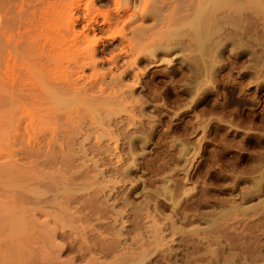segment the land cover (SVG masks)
<instances>
[{"label":"rangeland","instance_id":"obj_1","mask_svg":"<svg viewBox=\"0 0 264 264\" xmlns=\"http://www.w3.org/2000/svg\"><path fill=\"white\" fill-rule=\"evenodd\" d=\"M46 1L47 0H0V14H1L0 15V22H1L0 25L2 26V28L0 26V36H1L0 37V66H2L1 64H3V59H5L7 55H8V57H10V55L15 56L16 68L20 64L22 65L20 68H24V66H28L29 64H32V62L29 63V60H31V59L28 57L33 58L34 55L33 56L29 55V53L30 54L33 53V52H29V50L31 49L30 48L31 45H29V44L31 43L33 45L35 41L31 42L30 38H28V37H30V31L28 30L29 33H27L25 31L27 29H25L23 27V26H25L23 22L25 19H27L33 15L32 17L34 19L31 17V20H33L32 23H34L35 18L40 16L39 9L44 5L46 6V4H45ZM48 1H51V0H48ZM113 1H115V0H101V1L100 0H59V2L52 0L51 3L53 4V2H54V5H55V2H56V6L58 5L57 7L60 8L59 9L60 11L62 10V7H63L64 8L63 10L66 11V9H67L66 12H68V11L70 12L72 10H73V12L79 11L80 15H81V13L83 11V7H84L83 4L85 2V4L89 5L90 9H92L91 10V11H93L92 15H95L96 19H98V20H96V21H98L97 23L102 21V17L100 15L102 14V12L103 13L106 12V10H107V12L109 11L108 14H110L111 16H112V14L116 15L118 13L119 14L122 13L123 16L125 15V19H124L125 20L124 21L125 26H124V31H123V33H124L123 38L125 40H129V41L132 40V38H129V36L132 37V35L129 34L130 33L129 29L132 28L133 24H134V26H140V24H141L142 26L147 27L145 31L146 32H147V30H149V31L147 33L143 32L142 34L139 35V36L143 35L142 37H144V35H145V37H148L147 42L145 41L146 43H148V41H150L151 38L152 39H159L161 36L158 38L159 35H157V34L163 35L161 32V30L163 31L162 28H164L163 24H162L163 27H160L161 23L163 22L162 19H160V20L158 19L157 21H155V20H152V18L154 19V17L152 15H151L152 16L151 17L149 15V13H148L149 16H147V12L144 11L143 6H142L143 0H130L129 3H128L129 0L128 1L123 0V2L120 3V5L118 3H117V5H115L116 3L114 4ZM155 1L156 0H151V2H150L151 4H149V5L153 4L156 7H158V6L161 7L160 4L163 2L158 3L157 2L158 0H157L156 1L157 5H156L154 3ZM161 1H163V0H161ZM169 1H172V0H168L167 2H169ZM76 2L80 3V5L79 4L77 5ZM134 3H136V4H134ZM118 5H119V8H117ZM56 6H54V7H56ZM68 6L70 8H68ZM147 7H149V6H147ZM102 8H105V9H102ZM108 8H109V10H108ZM115 8H117V9H115ZM130 9H131V11H130ZM31 10H32L33 14L31 12ZM33 10H35V11H33ZM27 11H28V13H27ZM100 11H102V12H100ZM128 11L130 13H128ZM35 12H37L36 14H38V16L35 15L36 17L34 16ZM125 12H127V13H125ZM144 12H145V14H144ZM95 13L96 14L98 13L100 15H98V14L96 15ZM157 13H159L160 17H161V15L165 16V14L168 15L169 9L167 7L162 8V9L158 10ZM23 17H26V18L23 19ZM29 20H30V18L26 20L27 23L31 22V21L29 22ZM128 20L131 23L128 22ZM63 21H66L65 18ZM37 22L35 21V24ZM27 23H25V24L28 25ZM19 24H21V25L23 24V26L19 27L20 26ZM120 24H121V22L120 23L118 22V23H116V25L115 24L114 25L116 26V28H118L120 26ZM117 25H118V27H117ZM115 26H113V28ZM149 26H152V27L148 28ZM25 27H27V26H25ZM32 27H34V26H32ZM32 27H30V30L32 29ZM20 28H23V29H20ZM113 28L112 29L106 28L105 31L103 29L101 32L104 31L103 32L104 34L103 33L101 34V32H100V33L96 34L95 37L91 36L90 38L93 39V38H97V36H100V41H99L100 47H101V45L104 44L107 46V48H109V47L111 48V46L113 45L114 48L116 47L115 50L113 49V52L115 53V52H117V45L119 44V41L123 40V38L120 39L119 38L120 36L116 35V33H115L114 29H116V28H114V29ZM76 30H78V31L81 30V22L75 24V31ZM154 30H155L154 35H156V36H154L153 32H152ZM32 31H31V33H32ZM109 31L111 33H109ZM149 32L150 33L152 32L151 35H149L150 34ZM146 34H148V35H146ZM25 35H27L28 37ZM35 35H36V32H35ZM16 37H19V38H16ZM36 38H38V40ZM36 38L34 40H37L36 42L38 43L39 46H41L42 43L44 42L43 41L41 43V41H42L41 39H43L44 37L42 38L40 36V37H36ZM137 38H139V37H135L136 40H137ZM23 40L24 41L26 40L25 43ZM29 40H30V42H28ZM43 40H45V39H43ZM142 40L144 42V38ZM137 41L139 42L140 40H137ZM131 42L133 44V40ZM145 42H144V44H146ZM38 45L36 44V46H34V47H36V50L33 46H32L31 50L37 51ZM137 45H139V44H137ZM183 45H185V44L182 43V45L178 44L177 46L173 45L174 47H172V48H174V49L171 48V50L168 49L167 51H165V52L163 51L160 53L156 52V56H155L156 59L153 57L155 59L154 62H152L153 59H152V57H150L148 59V61L150 63L147 61L146 62L144 61L141 63L140 62L137 63V65L132 64V67H134L133 70L134 71L136 70L134 72V74L135 75L138 74L136 79L138 78L139 82H138V80L136 81V79H134L135 78L134 76H132V77L127 76L128 78L122 77L120 79L121 81H123V83H126V85L130 84L128 87H129V89H133L132 92L134 94L133 95L134 100H135V98H137L138 100H142L140 103V101L138 102V100L136 99L135 101H137V102H133L134 104H131L132 107H128V109H126V110L124 109V111H122L120 113V115L124 116L126 112L130 111L128 114L126 113V115L130 116V118L132 117V119L134 117V119H136V120L140 116L139 119L141 120V122H143L141 124H140V122L136 123V120L133 121L132 119H128L129 122H128V120H126L128 125H130V126H131L130 120H132L133 123H136L137 125L139 124V126H138L139 129L137 128V126H135L136 124L134 126L132 124L130 130H129L130 127L129 128L125 127L126 130H125V128H123V133L126 132V134H128L130 136L131 132H128V131H133L135 128V132L137 131L136 129H138L137 132L139 135V132H141L140 128L141 127L143 128V125H144V129H143L145 131V132H143L144 134L141 132L140 135L138 136L137 132H136V135H135L139 139V140L135 141V144L137 145V142H138V145H137L138 148L142 146V150L140 148H139L140 150L137 148L136 152L138 151L139 153L140 152H142V153L139 154L137 152V154H134L135 157L133 156L132 158H136L135 160H133L131 158V156L127 157L126 156L127 153L125 154V151L128 148V142L125 141L124 139H122V137L125 134L123 136H121L122 133L121 134L118 133L121 137L119 135H117V137L116 136L113 137L112 133H114L116 131L113 132L112 130H109V131H112V133L109 134V136L110 137L112 136V137L110 138L108 136V140H107L109 147H110L111 143H114V144H111L112 148L116 145L114 147L115 150L113 149L110 151L111 148L108 149L109 150L108 153L111 152L110 153L111 155L109 154V156H108L107 155L108 153L105 154L106 156L104 154L103 155L99 154V155L106 157V158H104L101 156L102 159L103 158L105 159L103 161L101 159H99L98 157H96L97 153H95V152L94 153L90 152L91 155L90 154L86 155L87 157H88V155L94 157L93 159H92V157L91 158L89 157V159L86 160V162L87 161L89 162L91 159V162H89V164H91L95 158H96L95 160H97V158H98L99 161L97 160V162H95V163H97V164L99 163V164L97 166H95V168L97 167L100 170V172H102L101 170L104 169L103 170L104 174H101V175H103L104 179L98 178L99 182H100V180L104 181V182L102 181V183H101L102 185H104L103 191H105V192L102 191L103 193L101 192L102 195L101 194H95L97 192V191H95L96 190L95 187L91 188V187L85 186L84 184L81 185V183H82L81 181H83V183H84L85 179L82 180L80 178L79 183H77L78 180L76 178H74L73 181L75 179L77 181L75 180L76 182L75 181L73 182L71 180L72 177H70L71 175L73 176V174H71L69 172V171H73L72 170L73 168L69 171H65L68 174L67 179L70 178L68 180L69 182L66 181L67 180L66 176L64 177L65 181L62 179L64 182L63 181H62L63 183L60 182L61 180L59 177H57L58 176L57 172L55 174L52 167L49 168L48 165L43 166V164H41V165L39 164L45 158L43 156H42L43 159L40 158V154L42 152L41 153H33V154H35V156L32 155L31 153H28L30 157H28V155L25 153L21 154V152H20L18 154V152H19L18 149H20L25 142L22 138H21L22 142H20L21 140L19 139V137L16 138L17 136H15V133H13L14 132L13 123L15 120L17 121V118H15V116L13 114H15V115L20 114V112H18L17 109H19V108L22 109L23 106L19 107V106H17V103H12L13 105L10 104V106H8L9 105L8 104V99H9L8 91L5 87L0 86L2 88H5V89L0 88V90L2 89L1 90L2 92L0 91V94L2 93L0 95V101L1 100L4 101V103L0 102L1 103L0 104V163L3 162V163H1L2 165L0 164V168H1L0 170L6 169L9 171V172L8 171L6 172L7 174L2 173V172H5L6 170L0 171V172L3 175H5V177H8V176L10 177V179L4 178L0 173V204H1L0 205V213H1L0 214V226H2V229L0 227V231H1L0 232V264H131V263L132 264H223V262H224V264H264V69H263L264 67H262V69H261L259 64H261L262 62L260 61L261 63H259V61H258L257 63H259V64L256 66L257 68L253 67L254 69H252V67L249 66V64H251L250 61H252V59H250V56H248V54H245V53L241 54L240 53L238 55L233 54V56H232L231 52H229V50L224 48L223 49L224 52L222 51L223 56H224V57H222L223 63L222 62H221V64L219 63L220 66H218L220 69L216 68L215 71L213 72V73H215V75L212 74L213 76H210L211 78L204 77V83L206 80H208V81H206V82H208L207 83L208 86H207V84H205L203 86L205 89L202 87V89H199L200 91L197 90L199 93L197 92L198 95L197 94H195V95L198 98H196L194 96L192 99L191 97H189L190 93L188 92V90H191V89L194 90L193 89L194 87L192 85H189V88H188V85L185 83V82H189L188 80H190L192 74L190 73L191 75L188 76L189 75V71H188L189 68L187 65L188 62H186L188 59H186V57H185L187 50H185L186 48H183L184 47ZM19 46H20V48H19ZM141 46H143V47H141V49H143L144 45H141ZM180 46H182L183 50ZM16 47H18V49ZM175 47H178V49L179 48H181V49L178 50L177 48L175 49ZM38 49H39V47H38ZM21 51H23V53H25V52L26 53L29 52V53L23 55V53ZM7 53H9L10 55ZM142 53H144V52H141L140 54H142ZM19 54H21L20 56H22L23 58L20 57ZM26 55H28V56H26ZM100 55H102V56H100ZM100 55H98L96 58L97 59H103L104 63L98 64L97 69L99 71L103 70L106 72L107 71L106 68H108V62L105 61V58H106L105 55L108 56V54H100ZM142 56H144V55L142 54ZM103 57H105V58H103ZM126 57H124V59H120L119 62H121L122 60H124L123 62H125L126 60L131 59L130 56L129 57L126 56ZM27 59H29V60L27 61ZM31 61H33V60H31ZM26 63H28V65ZM34 65H36V63ZM139 66H141V67H139ZM31 67H33V64L31 65ZM37 67H38V65H37ZM242 67H244V68H242ZM245 67H247V68H245ZM18 68H19V66H18ZM34 68H35V66L33 67V69ZM259 68L261 70H258ZM91 69L86 68L85 74L88 75V73L91 71ZM28 70H32V69L28 68ZM253 70H257V72H255ZM34 71H35L34 75L36 77L37 75L35 73L37 71L36 70H34ZM112 71L115 72V70H113V69H112ZM117 71L118 70H116V72ZM21 72H24V71L22 70ZM136 72H138V73L136 74ZM30 73H31V71H30ZM32 73H33V71H32ZM184 73L186 74V76L184 75ZM29 75H31V74H29ZM34 75L32 74L31 77H33ZM39 75H41V73ZM183 77L186 80H184ZM107 78H109V77H107ZM0 79H1V77H0ZM36 79L39 80L38 76ZM37 80H36V82L39 84V81L41 82V80H39V81H37ZM130 80H131V82H130ZM33 81H35V79ZM136 82H138V83H136ZM123 85H124V87L123 86L122 87L125 88L126 87L125 84H123ZM185 86H186V88H188V90H186ZM149 91H150V93H149ZM151 93L154 95V97L151 95ZM140 94H142V95L140 96ZM188 94H189V96H188ZM2 96H4V97H2ZM187 97H188V99H187ZM4 98H6V100ZM153 98H155V99H153ZM190 98L192 100H189ZM147 99L149 101H147ZM144 101H145V103H143ZM150 101H152V102H150ZM14 105H16V107H19V108L15 107L16 113L14 112L15 108H13L14 110L12 109V106L14 107ZM127 105L130 106L129 102L127 103ZM125 106H126V103H125ZM5 108H7V109L5 110ZM25 108H29V106L25 107ZM29 109H31V108H29ZM129 109H131L132 111L134 110L133 112L136 115ZM142 110H143L144 114L139 113L140 111L142 113ZM5 111H6V113H5ZM19 111H22L25 113V111H23V110H19ZM33 111H34V109H33ZM33 111H30V112H33ZM11 112H13V113L11 114ZM9 113L11 115H9ZM138 113L140 115H137ZM6 114L9 115L8 116L9 118L6 117L7 116ZM151 115H153L154 117ZM10 116L12 117L11 119H10ZM18 116L19 115H16V117H18ZM20 116H19V118L21 119ZM24 117H23L24 119L22 118L23 122H21V120L18 118V120L20 121V125L17 124V122L15 121V123L18 125V127L19 126L21 127V126H23V124H25V119H27V118H26V116H24ZM88 119L86 118V121H88ZM6 120L8 121V123ZM90 121L93 122V120H90ZM9 122H10V124H9ZM111 126L112 125L108 126V128ZM114 127H117V126H114ZM114 127H111L109 129H112ZM21 128H23V127H21ZM106 128L103 131H106ZM149 128H151L150 130H152V131L149 132L147 130ZM127 129H128V131H127ZM19 130H21V129H19ZM19 132L20 131H18V133ZM44 133H46V132H44ZM12 134H14V135H12ZM133 134H135V133H133ZM141 134H143V135L141 136ZM9 135H10V137L15 136L16 141L14 140V138H12V137L10 138ZM5 137H6V139H5ZM124 137L127 140L126 136H124ZM140 137L141 138L143 137L142 139H144V140L141 141L142 139ZM146 137L148 139H146ZM106 139L107 138H105L104 140H106ZM123 140H124V142H123ZM11 141H13V142H11ZM42 141H44V139L41 140L40 144H42ZM91 141H93L92 138H91ZM14 142H16L15 143L16 145L14 144ZM104 142H106V141H104ZM143 142H145V143H143ZM120 143H122V144H120ZM126 143H127V145H126ZM20 145H22V146L20 147ZM139 145H141V146H139ZM181 145L186 146V147L184 146L185 148L183 147V150H184V151H182L183 154L181 152V150H182ZM25 146L26 145L24 144V146L22 148H24ZM10 150L14 153V155H12L13 153ZM9 152L11 153V156L12 157L14 156L15 158L10 157ZM2 154H4V155H2ZM7 154H9V157ZM20 154H21V156H20ZM56 154H58V153H55V155ZM5 155H6V157H5ZM31 155L34 157H32ZM55 155H53V156H55ZM17 156L20 158V160ZM25 156H27L28 158ZM86 156H85V159H87ZM35 158L39 159V160L42 159V160L39 162V160H36ZM120 158H122V159H120ZM2 159L3 160L5 159L4 160L5 163H6V161H7V163L9 162L10 165L12 166V168L10 167L9 164H8V166H7V164L5 165V163ZM6 159H8V160H6ZM9 159L10 160L15 159V160L10 161ZM32 159H35L38 162L36 164H34ZM128 159L129 160L132 159L133 161H135L136 164L134 167L128 166V163H130ZM104 161L107 164H104ZM110 161L113 165L110 163ZM127 161H128V163H127ZM133 161L131 164L134 163ZM12 162H14V163L16 162L18 165V168L16 166V163L14 165V164H12ZM76 162H79V160ZM88 162H87V164H88ZM30 163H31V165H29ZM95 163L93 162L94 165H95ZM101 163H103V164H101ZM33 164H34V166L35 165H38V166L34 167V166H32ZM163 164H164V166H163ZM20 165H21V168H20ZM23 165L26 166V167H24V169L27 168L30 170H27V169L22 170ZM94 165L91 167H94ZM103 165H105V166H103ZM15 166L17 169L15 168ZM42 166H43V168H42ZM47 166H48V168H47ZM106 166H107V168H106ZM114 166H116V167H114ZM119 166L120 167L122 166V169H123V166H125V167L128 166V168L129 167L131 168L129 175L127 176V179H124V178L122 179V175L119 174V173H121V171H119L118 175H121L122 180H120V178H119L120 176H117V174H115V173H117L115 170H117V168H119ZM178 166H180V167H178ZM33 167L36 170L35 169L32 170ZM38 167H40V168H38ZM44 167H45V169H44ZM76 167H78V166H76ZM79 167L82 169L81 166H79ZM79 167L77 168L78 170H80ZM13 168H15L16 170L15 169L13 170ZM108 168H109V170H108ZM11 169L14 171L13 172L14 174H16V172H17L16 176L12 172H10V171H12ZM18 169H20V170L18 171ZM74 169H75V167H74ZM105 169L108 171L105 172ZM48 170H51L54 173V176L57 175L55 179L59 178L57 181L58 183H62V185H63L64 183L67 182L69 184L70 187L68 186V188H66L67 190H70V188L72 187L74 189L78 188L79 190H82V191H79L78 189H75L76 191L73 189L74 190L73 191L71 189L73 192L72 193L73 195L71 196V194H69L71 192L66 191L64 189L65 185L67 183L63 186L60 184L59 185L56 184V186L58 188H60L59 186H61L60 189H63L62 191H63L64 195L62 194L61 190L59 191V189L54 187L55 186L54 184L52 187H54V190L56 189L57 192L50 191L53 189L52 187H50L52 189L48 190L49 186H51L52 183L51 184L46 183V180L49 181V179L44 177V176H48V177L52 176L54 178L53 173L51 171H49L50 173H48ZM99 170H97V171H99ZM120 170H121V168H120ZM20 171H25V172H20ZM75 171H76V169L72 173H74ZM97 171H95V173ZM18 172H20V173H18ZM30 172H31V174H36V176H37V174L39 176H41L40 179H39V176H37V178L39 179L40 182H41L42 178L44 177L45 180L44 179L43 180L45 181V184L43 183L44 181L42 183H40L39 181H36V182H38V184L35 183L34 181L33 182L35 184L32 183L31 182L32 180H30L28 182L30 177H29V179H27L28 177L27 178H25V177L27 175L30 176L29 175ZM77 172H79V171H76V173ZM10 173L14 177H12V175ZM51 173H52V175H51ZM67 174H65V175H67ZM69 174H71V175L69 176ZM75 174H74V176H75ZM106 174H107V176H106ZM21 175H24V177ZM61 175H62V172H61L60 176ZM88 175H90V174H88ZM91 175H92V173H91ZM101 175H98V177H100ZM157 175L160 176V178ZM165 175L169 178H166ZM63 176L64 175H62V177ZM15 178L18 181L14 180ZM111 178H114V180L113 179L111 180ZM25 179H27V180H25ZM31 179H33V178H31ZM4 181H6V182H4ZM14 181H16V183L18 185H16V183ZM19 181H22L23 183L20 184ZM70 181H72V182H70ZM86 182H87V179H86ZM131 182H133V183H131ZM256 182H257V184H254ZM73 183H75L77 185H75ZM111 183H113V184H111ZM8 184H9V186H8ZM13 184L15 186H13ZM32 184H34L36 186H34ZM41 184H43L44 186H46L48 184L47 185L48 189L45 190L46 187H44L43 185L41 186ZM168 184H169V186H168ZM175 184H176V186H175ZM20 185L22 187L19 188ZM24 185L25 186L27 185V187H24ZM73 185H75V187ZM79 185H81L80 187L84 186V188L83 189L79 188L78 187ZM105 185H107V186H105ZM159 185L160 186L162 185V186L160 187ZM255 185H256V187H255ZM165 186H166V188L172 187V188L168 189L172 193L167 192L169 194L168 195L165 191H163V193L162 192L161 193L164 194L163 195L164 197H161L162 194L159 192H160V190L162 191L163 190L162 188H165ZM10 187H12V188H10ZM105 187H107V188L105 189ZM9 188H10V190H9ZM25 188H26V190H25ZM249 188H251V189H249ZM102 189H103V187H102ZM155 189H157V190H155ZM23 190H24V192H23ZM93 190L95 192H91ZM19 192H20V194H19ZM66 192H67V194H66ZM154 192H156V193H154ZM183 192H186V193H183ZM248 192H249V195H248ZM27 193H29V194H27ZM53 193H54V195L61 193V195H56V199L58 200V202H56V200L52 198V196L55 198ZM93 193H94L95 198H97V199L92 197ZM125 193H126V196H128L127 197L128 201L125 200L126 202L123 199H121L122 198L121 195H124ZM144 193H147V194H144ZM17 194L19 195V197ZM251 194H252V196H251ZM38 195H39V197L37 198L36 196H38ZM78 195H80V196H78ZM146 195H147V197H146ZM156 195H158V196H156ZM25 196L28 199L30 197V199L27 200V198ZM59 196H60V198H59ZM81 196L83 199H81ZM16 197H18L19 200ZM68 197L70 200H66V199H68ZM100 197H102V198H100ZM151 197H152V199H151ZM170 197H172L173 199L171 200ZM34 198L36 201L34 200ZM89 198L92 200H90ZM103 198L106 199L107 201L104 200ZM115 198H117V199H115ZM143 198H145L146 200ZM148 198H149V200H148ZM52 199L55 200V202H54L55 204L52 203V205H51ZM99 199H100V201H99ZM16 200H18L19 202H16ZM46 200H48L49 202ZM60 200H62V201H60ZM138 200H140V201H138ZM173 200L174 201L177 200V201H175L176 204L173 203L174 202ZM43 201H44V203H43ZM92 201L96 205H98L99 207L94 205ZM120 201H121V203H120ZM149 201H151L152 203ZM1 202H3V203H1ZM4 202H5V204H4ZM36 202H37V204H36ZM101 202L103 203V205ZM185 202H186V204H185ZM62 203H65V204L63 205ZM27 204H28V206H27ZM33 204H34V206H33ZM35 204L39 206V209ZM85 204H87V205L89 204L88 205L89 207ZM135 204H137V206ZM238 204L240 207L238 206ZM5 205L7 206V208ZM60 205H61V207H60ZM8 206L11 207V209ZM22 206H24V207H22ZM172 206H173V210H172ZM12 207L13 208L15 207L16 209L15 208L13 209ZM18 207L19 208L21 207L20 208L21 210L17 209ZM81 207H82V209H81ZM104 207L106 209H104ZM113 207L117 210L113 209ZM181 207H182V209H181ZM236 207L241 208V209H237ZM245 207L246 208L249 207V208L246 210ZM259 207H260V209H259ZM55 208H57V209H55ZM95 208H97V209L99 208L98 209L99 211ZM95 210H96V212H95ZM122 210H123V212H122ZM220 210H222L223 212H221ZM229 210L230 211L234 210V211L229 214V212H230ZM241 210H243L244 212H242ZM93 211H94V213H92ZM147 211H149V212L147 213ZM171 211L173 214L170 213ZM20 212H23V213H20ZM44 212H46V213H44ZM112 212H113V214H112ZM13 213H15V214H13ZM39 213H40V215H39ZM199 213H200V215H199ZM6 214H7V216H6ZM248 214H249V216H248ZM9 215H11V217L16 219L15 222L20 219L19 217H21L20 220L23 222V224L21 225L20 229L15 228L16 224H15L13 218L11 219ZM22 215H24V216H22ZM116 215H117V217H116ZM14 216H18L19 219L14 217ZM158 217H161L162 220H160V218H158ZM22 218H23V220H22ZM37 218H39V219H37ZM4 219L5 220L8 219V220L5 221ZM230 219H231V221H230ZM31 220H33V221H31ZM42 220H44V221H42ZM11 221H13V223ZM24 221H26V222H24ZM7 222H8V224H7ZM43 222H44V224H43ZM114 222H116V223H114ZM10 223H12L11 224L12 227L10 229H8L9 228L8 225H10ZM173 223H174V225H172ZM112 224H114V225H112ZM152 224H153V226L154 225L155 226L151 227ZM219 224H220V226H219ZM251 224H252V226H251ZM5 225H7V226H5ZM35 225H37V226H35ZM43 225H45V226H43ZM62 225L63 226L65 225L64 226L65 228ZM116 225H117V227H116ZM71 226L73 229L71 228ZM156 226H158V227H156ZM171 226H173V228ZM175 226H177V228ZM179 226H180V228H179ZM155 227L160 229V232H158V230ZM203 227H204V229H203ZM46 228H47V230H46ZM107 228H109L108 231H106ZM120 228H121V230H120ZM145 228H147V229H145ZM11 229L13 230L12 231L13 234L9 233V232H11L10 231ZM31 229H32V231L33 230L34 231L32 232ZM178 229H180L179 232H178ZM188 229L191 230L189 233H188V231H189ZM7 230H9V232H7ZM18 230L22 231L21 234ZM40 230H42V231H40ZM44 230H46V231L44 232ZM49 231H51V232H49ZM135 231H137L138 233ZM172 231H174V232H172ZM31 233H33V234H31ZM127 234H129V235H127ZM135 235H137L136 238H135ZM156 235L158 237H156ZM15 236H17V238ZM152 236L154 237L155 241L153 240ZM145 237H147V238L145 239ZM27 240L29 242H27ZM102 243H104V246L102 245ZM136 243L138 244V246ZM150 244H152V245H150ZM12 247H13V249H12ZM142 247H144V248H142ZM31 248H33V249H31ZM109 248H111V249H109ZM102 250H104V251H102ZM129 250H131V252ZM113 251H115L117 255ZM132 253L133 254L135 253V254L133 255ZM140 253H141V255H140ZM22 256H23V258H22ZM91 256H93V257H91ZM128 257H129V259H128ZM89 259H91V260L89 261ZM224 259H225V261H224ZM129 260H130V262H129ZM254 261H256V262H254Z\"/></svg>","mask_w":264,"mask_h":264},{"label":"bare ground","instance_id":"obj_2","mask_svg":"<svg viewBox=\"0 0 264 264\" xmlns=\"http://www.w3.org/2000/svg\"><path fill=\"white\" fill-rule=\"evenodd\" d=\"M52 1V0H51ZM51 1H46L45 4L46 6H40L41 10L39 9V14L40 16H38V14H36L37 12L34 13V16L37 15L38 17L35 18L34 20V23H32L33 20H31V17L29 22L30 23H27V19L24 20V25L27 26H23V24H19L21 26H23L27 33H29L30 31V40L31 42H36L38 40V38L36 37H44L43 39H41V43L42 45L39 46L38 43L34 42V44L32 45L31 43L29 45L30 48L32 49V46H36V44L38 45L37 47V51H34V50H29V52H33V53H29L30 56H33L32 57H28L30 58L31 60L27 59V61L29 60V63L32 62L33 64V67L35 66V68L33 69V67H31L32 64H29L26 63L28 66H24V68L27 70H25L24 68H20L22 65H18L17 68H16V58L15 56L13 57L12 55H10V57H8V55L6 56L5 59H3V64H1L2 66H0V86L2 87H5L8 91V94H9V99H8V106L13 105L12 103H17V106L19 107H22L23 108H19V107H16V105H14V107L12 106V109L13 108H19L17 109L18 112H20V114H16V115H21V119L18 117H16L15 114H13L15 116V118H17V124L20 125V121L18 120V118L21 120V122H23V119L25 118L24 116H26L27 119H25V124H23V128H20L18 127V125L14 124V127H13V130L15 133V136H17L16 138L19 137V139L21 140L20 142H22V139L24 140V144L26 145L24 148H22L24 146L20 145V149H18V154L21 152L22 153H25L29 156L28 153H31L32 155L35 156V154L33 153H41L40 154V158L45 157L42 162H40L41 160L39 159H36V160H39V164H43L44 165H48L49 168L52 167L54 173L58 174L57 177L60 178V182H62L63 180L65 181L64 177L66 176V179L68 178V174L67 172L65 171H69L72 170L74 171L76 169V171H79L76 173V171L74 173H72L73 171H69L71 174H73V176L71 174H69L71 178V180L73 181L74 178H76L78 180L77 183H79V180L80 178L82 180L85 179V182L83 183V181H81V185H85L87 187H91V188H96L95 191H97L95 194H101V192L104 190V185H102V181L100 180L99 182V179H104L103 175L101 174H104L103 173V170H101L102 172H100V170L95 166H97L98 164L95 163L97 162V160L99 161V159H101L102 161L105 160L104 156H102L103 154L105 155L106 153H108V149L113 150L112 148V145L111 144H114V143H111L110 144V147H109V144L107 142L108 140V136L110 133H112V131H116L113 134V137H117V135L121 134V136H126L127 140L125 139V137L123 136L122 139H124L125 141L128 142V148L126 149L125 151V154L127 153V157L128 156H131V158L135 155L134 154H137L136 150L138 148V142H137V145L135 144V141L136 140H139L135 135H136V132L138 131V126L139 124L137 125L136 123L141 122V120L139 118L132 119V117L130 118V116L126 115V113L128 114L129 112H126L124 116L120 115V113L122 111H124V109H128V107H132L131 104H134L133 102H137L135 101L137 98H135L134 100V94L132 92L133 89H129V85L126 83H123V81H121L120 79L122 77H132L134 76L136 79V77L138 76V72H136L137 75L134 74V71L132 67V64H136L137 63H141V62H149L148 59L150 57H152L153 61L156 59L155 56H156V52H165L167 51L168 49L171 50L172 47H174L173 45H183L184 47L183 48H186L185 50H187L185 53V57L186 59H188L186 62L187 65H188V68H189V75L190 76L191 74V78L190 80H188L189 82H185L187 85H188V88H189V85H192L194 88V90H188V88H186V90H188V92L190 93V96L188 94L189 97H191L193 99V97L195 96L196 98H198L195 94L198 95V91L199 89H202V87L207 84L208 80L205 81L204 83V77H208V78H211L210 76H213L212 74L215 75V73H213L215 71L216 68H219L218 66L219 63L221 64V62L223 63V59L222 57L223 56V49L226 48L227 50H229V52H231L232 56L233 54H242V53H245V54H248V56H250V59H252V61H250L251 64H249L250 67H252V69H254L259 63V66L260 68L262 69V67H264V0H172V1H169L167 2L168 0H163V1H157L158 3L160 2H163L161 3V7H156L155 5H149L151 4V0H143V9L145 12H147V16H153L154 19L152 18V20H155L157 21L158 19H162V23H161V26L160 27H163V31L161 30L162 34H157L159 35L158 38L159 39H152L151 37V40L147 42V38L148 37H142V36H139L140 34H142L143 32L147 33L149 30H147V32L145 31L147 27H144L140 24V26H134V24L132 25V28L129 29L130 31V35H132V37L129 36V38H132L133 40V44H132V40H125L123 37H124V26H125V15L123 16V14H112V16L109 13V11L107 12H102V14H98L102 17V21H100L99 23H97L98 19H96L95 15H92L93 14V11H91L92 9H90V6L85 4L84 2V7H83V11L80 15V12L79 11H66L63 10L64 8L62 7V10L60 11L59 7L56 6V2H59V0H55V5H54V2L53 4L51 3ZM54 1V0H53ZM101 1V0H100ZM116 1V2H115ZM113 1L115 5H117V3L120 5L121 2H123V0H115ZM120 1V2H119ZM125 1H128V0H125ZM156 1L154 2L156 4ZM130 2V0L128 1V3ZM77 3V2H76ZM125 3V2H124ZM127 3V2H126ZM153 3V2H152ZM43 4V3H42ZM80 5V3H77V5ZM89 4V3H88ZM123 4V3H122ZM136 4V3H134ZM38 5V4H37ZM119 5L117 8H119ZM138 5V4H137ZM157 5V4H156ZM56 6V7H54ZM70 6V5H69ZM68 6V8H70ZM89 6V7H88ZM133 6V5H132ZM149 6V7H147ZM39 7V6H38ZM79 7V6H78ZM136 7V6H135ZM168 8L169 9V13L168 15L165 14V16L161 15V17L159 16V13L158 10L162 9V8ZM43 8V9H42ZM57 8V9H56ZM115 8V9H117ZM36 9V8H35ZM38 9V8H37ZM45 9V10H44ZM102 9H105V8H102ZM114 9V10H115ZM135 9V8H134ZM133 9V10H134ZM147 9V10H146ZM98 10V9H97ZM109 10V8H108ZM166 10V9H165ZM164 10V11H165ZM35 11V10H33ZM95 11V10H94ZM131 11V9H130ZM32 12V10H31ZM41 12V13H40ZM97 12V11H96ZM144 12V14H145ZM168 12V11H167ZM2 13V12H1ZM19 13V12H18ZM21 13V12H20ZM28 13V11H27ZM127 13V12H125ZM128 13H130L128 11ZM149 13V15H148ZM24 14V13H23ZM33 14V12H32ZM96 14V13H95ZM96 14V15H97ZM143 14V13H142ZM157 14V15H156ZM1 15V14H0ZM25 15V14H24ZM128 16V15H127ZM151 16V17H152ZM19 17V16H18ZM21 17V16H20ZM11 18V17H10ZM26 18V17H23V19ZM33 18V17H32ZM39 18V19H38ZM65 18L66 21H63ZM2 19V18H1ZM20 19V18H19ZM34 19V18H33ZM38 19V20H37ZM13 20V19H12ZM19 21V20H18ZM17 21V22H18ZM26 21V22H25ZM35 21L37 22L35 24ZM120 24V26L116 28V23L118 22ZM3 22V21H2ZM22 22V21H21ZM20 22V23H21ZM81 22V30H76L75 31V24L77 23H80ZM128 22H130L128 20ZM1 23V22H0ZM25 23H27L28 25H26ZM131 23V22H130ZM155 23V22H154ZM8 24V23H7ZM31 24V25H30ZM33 24V25H32ZM36 26H35V25ZM115 24V25H114ZM153 24V23H152ZM157 24V23H156ZM163 24V26H162ZM18 25V24H17ZM16 25V26H17ZM115 26L114 29L113 26ZM131 25V24H130ZM154 25V24H153ZM152 25V26H153ZM160 25V24H159ZM1 26V25H0ZM34 26V27H32ZM148 26V25H147ZM152 26H149L148 28L152 27ZM155 26V25H154ZM18 27V26H17ZM16 27V28H17ZM30 27H32V29L30 30ZM159 27V26H158ZM2 28V26H1ZM106 28H113L115 30V33L116 35L120 36L119 38L123 40H120L119 41V46L117 45V52H113V49L115 50V48L113 47V45L111 46V48H107L106 45H101L100 47V36H97V38H90L91 36H94L98 33H100L103 29L105 31ZM20 29H23V28H20ZM110 29V30H111ZM128 29V28H127ZM2 30V29H1ZM6 30V29H5ZM8 30V29H7ZM29 30V31H28ZM33 30V31H32ZM15 31V30H14ZM32 31V33H31ZM103 31V32H104ZM113 31V30H112ZM24 32V31H23ZM22 32V33H23ZM25 32V33H26ZM34 32V33H33ZM35 32H36V35H35ZM101 32V34L103 33ZM153 32V35H154V31ZM151 32V33H152ZM157 32V31H156ZM19 33V32H18ZM109 33H111L109 31ZM144 33V34H145ZM150 33V32H149ZM151 33L149 35H151ZM34 36H33V35ZM104 34V33H103ZM114 34V33H113ZM29 35V34H28ZM148 35V34H146ZM33 36V37H32ZM134 36V37H133ZM156 36V35H154ZM1 37V36H0ZM32 37V38H31ZM37 40H34L35 38ZM102 37V36H101ZM105 37V36H104ZM127 37V36H126ZM135 37H141L142 39L144 38V42L146 44H144L143 40L140 38H137V40H140L139 42L135 39ZM5 38V37H4ZM9 38V37H8ZM16 38H19V37H16ZM23 38V37H22ZM134 38V39H133ZM149 38V39H150ZM7 39V38H6ZM40 39V38H39ZM30 40L28 42H30ZM102 40V39H101ZM7 41V40H6ZM19 41V40H18ZM24 41V40H23ZM26 41V40H25ZM24 41V43H25ZM17 42V41H16ZM102 42V41H101ZM141 42V43H140ZM18 43V42H17ZM23 44V43H22ZM139 44V45H137ZM144 45V48L141 49V45ZM21 45V44H20ZM27 45V44H26ZM28 45V46H29ZM139 46V47H138ZM179 47V46H178ZM178 47H175V49ZM182 48V46H180ZM18 49V47H16ZM20 48V46H19ZM35 50H36V47H34ZM33 48V49H34ZM181 48H179L178 50H180ZM182 48V50H183ZM174 49V48H172ZM28 50V49H27ZM181 50V51H182ZM18 51V50H17ZM223 51V52H222ZM23 53V51H21ZM141 52H144L142 53L144 56H142V54H140ZM180 52V51H179ZM19 53V52H18ZM28 53H23L24 54H28ZM13 54V53H12ZM100 54H108V56L105 55V61L108 62V68L107 71H99L97 69V65L100 64V63H104V60L103 59H97L96 57ZM178 54V53H177ZM21 54H19L20 56ZM141 55V56H140ZM164 55V54H163ZM184 55V54H183ZM28 56V55H26ZM102 56V55H100ZM104 56V55H103ZM126 56H130V60H126L125 62H123L124 60H122L121 62L120 59H124V57ZM231 56V55H230ZM247 56V55H246ZM22 57V56H20ZM155 59H154V58ZM23 58V57H22ZM127 58V57H126ZM162 58V57H161ZM151 59V60H152ZM158 59V58H157ZM163 59V58H162ZM170 59V58H169ZM168 59V60H169ZM260 59V60H259ZM5 60V61H4ZM103 60V61H102ZM165 60V59H164ZM222 60V61H221ZM228 60V59H227ZM234 60V59H233ZM241 60V59H240ZM26 61V62H27ZM235 61V60H234ZM259 61V63H257ZM261 61V62H260ZM36 65H34L35 63ZM170 62V61H169ZM182 62V61H181ZM233 62V61H232ZM243 62V61H242ZM241 62V63H242ZM150 63V62H149ZM249 63V62H248ZM25 64V65H26ZM234 64V63H233ZM38 65V67H37ZM151 65V64H150ZM236 65V64H235ZM225 66V65H224ZM239 66V65H238ZM237 66V67H238ZM37 67V68H36ZM141 67V66H139ZM231 67V66H230ZM254 67V68H253ZM28 68L32 69V70H28ZM86 68H92L91 71L88 73V75L85 74V69ZM172 68V67H171ZM184 68V67H183ZM187 68V69H188ZM244 68V67H242ZM247 68V67H245ZM257 68V67H256ZM258 69V70H261V69ZM100 69V68H99ZM109 69V70H108ZM115 70H118L116 73L114 71ZM137 69V68H136ZM141 69V68H140ZM220 69V68H219ZM264 69V68H263ZM24 71V72H21V71ZM34 70H36L37 72L35 73L39 80H41V82L39 80H37V76L35 77L34 75ZM247 70V69H246ZM31 71V73H30ZM33 71V73H32ZM41 75H39L40 73ZM255 72H257V70H253ZM177 72V71H176ZM254 72V73H255ZM259 72V71H258ZM191 73V74H190ZM31 74V75H29ZM32 74L34 75L33 77ZM251 74V73H250ZM257 74V73H256ZM109 75V76H108ZM184 75L186 76V74L184 73ZM209 75V76H208ZM255 75V74H254ZM41 78H40V77ZM184 76V77H185ZM260 76V75H259ZM109 77V78H107ZM183 77V79H184ZM262 77V76H261ZM32 78V79H31ZM128 78V77H127ZM140 78V77H139ZM151 78V77H150ZM35 79V81H33ZM108 79V80H107ZM133 79V80H134ZM39 81V84L36 82ZM138 80V78L136 79V81ZM186 80V79H184ZM250 80V79H249ZM255 80V79H254ZM131 82V80H130ZM129 82V83H130ZM139 82V80H138ZM136 82V83H138ZM182 82V81H181ZM250 82V81H249ZM256 82V81H255ZM218 83V82H217ZM125 84V88L124 85ZM185 84V85H186ZM105 85V86H104ZM110 85V86H109ZM132 85V84H131ZM155 85V84H154ZM109 86V87H108ZM123 86V87H122ZM150 86V85H149ZM208 86V84H207ZM206 86V87H207ZM0 87V88H2ZM134 87V86H133ZM136 87V86H135ZM143 87V86H142ZM145 87V86H144ZM191 87V86H190ZM5 88H2V89H5ZM204 88V87H203ZM1 89V90H2ZM135 89V88H134ZM205 89V88H204ZM0 90V91H1ZM5 91V90H4ZM158 91V90H157ZM171 91V90H170ZM200 91V90H199ZM2 92V91H1ZM144 92V91H143ZM152 92V91H151ZM198 92V93H197ZM137 93V92H136ZM148 93V92H147ZM150 93V91H149ZM203 93V92H202ZM2 94V93H1ZM0 94V95H1ZM4 94V93H3ZM7 94V95H8ZM142 94H140L141 96ZM146 95V94H145ZM151 95L154 97V95L151 93ZM150 95V96H151ZM178 95V94H177ZM151 96V97H152ZM4 97V96H2ZM139 97V96H138ZM143 97V96H142ZM145 97V96H144ZM150 97V98H151ZM185 97V96H184ZM7 98V97H6ZM6 98H4L6 100ZM147 98V97H146ZM189 99V100H192V99ZM2 99V98H1ZM134 101H133V100ZM145 99V98H144ZM155 99V98H153ZM188 99V97H187ZM132 100V101H131ZM138 100V99H137ZM183 100V99H182ZM142 100H138V102ZM147 101H149L147 99ZM0 102H3V100H1ZM129 102L130 106L127 105V103ZM131 102V103H130ZM152 102V101H150ZM6 103V102H5ZM125 103H126V106H125ZM145 103V101L143 102ZM154 103V102H153ZM187 103V102H186ZM1 104V103H0ZM19 104V105H18ZM144 105V104H143ZM29 108H33L29 109V108H25V107H28ZM140 107V106H139ZM144 107V106H143ZM8 108V107H7ZM5 108V110L7 109ZM16 108H15V113H16ZM134 108V107H133ZM153 108V107H152ZM11 109V108H10ZM28 111H27V110ZM14 110V109H13ZM19 110H23L25 111L22 112V111H19ZM33 111V112H30V111ZM131 110V109H129ZM151 110V109H150ZM11 111V110H10ZM132 111V110H131ZM134 111V110H133ZM132 111V112H133ZM146 112V111H145ZM6 113V111H5ZM13 112H11L12 114ZM23 113V114H22ZM134 113V112H133ZM140 114H144L143 113V110H142V113L141 111L139 112ZM137 114V115H140V114ZM9 113V115H11ZM79 114V115H78ZM135 114V113H134ZM149 114V113H148ZM7 115V114H6ZM9 115H7L6 117H8ZM136 115V114H135ZM24 118H23V117ZM145 116V115H144ZM147 116V115H146ZM150 116V115H149ZM153 116V115H151ZM127 117V118H126ZM138 117V116H137ZM154 117V116H153ZM9 118V117H8ZM12 117L10 116V119ZM14 118V117H13ZM23 118V119H22ZM86 118L88 119V121H86ZM152 118V117H151ZM7 119V118H6ZM128 119H132L133 121L136 120V123H133L132 120L131 121V126L133 124V126H137L138 129H136L137 131L135 132V128L133 131H127L128 132H131L130 136L128 134H126V132L123 133V128H129V130L131 129V126L128 125L127 121ZM159 119V118H158ZM9 120V119H8ZM90 120H93L90 121ZM151 120V119H150ZM7 121V120H6ZM19 121V122H18ZM92 122V123H91ZM129 122V120H128ZM154 122V121H153ZM5 123V122H4ZM8 123V121H7ZM6 123V124H7ZM124 123V124H123ZM126 123V124H125ZM10 124V122H9ZM22 124V123H21ZM151 124V123H150ZM104 125V126H103ZM112 125L111 127H114V126H117V127H114L112 129H109L111 127L108 128V126ZM127 125V126H126ZM205 125V124H204ZM6 126V125H5ZM142 126V125H141ZM140 126V127H141ZM10 127V126H9ZM107 127V128H106ZM6 128V127H5ZM11 128V127H10ZM106 128V131H103L105 130ZM125 128V130H126ZM142 128V127H141ZM141 132H145L143 129H144V125H143V128L141 129ZM21 129V130H19ZM23 129V130H22ZM108 129V130H107ZM114 129V130H113ZM151 128L147 129L149 132L152 131L150 130ZM12 130V131H13ZM109 130H112V131H109ZM124 130V131H125ZM139 130V131H140ZM143 130V131H142ZM9 131V130H8ZM18 131H20L18 133ZM202 131V130H201ZM46 132V133H44ZM127 132V133H128ZM139 132V135L140 133ZM119 133V134H118ZM135 133V134H133ZM7 134V133H6ZM115 134V135H114ZM144 134V133H143ZM141 134V136L143 135ZM14 135V134H12ZM137 135H138V132H137ZM138 135V136H139ZM148 135V134H147ZM15 136H11L12 138H14L15 140ZM120 136V135H119ZM118 136V137H119ZM120 136V137H121ZM10 137V135H9ZM8 137V138H9ZM10 137V138H11ZM110 137V136H109ZM112 137V136H111ZM110 137V138H111ZM22 138V139H21ZM91 138L93 141H91ZM105 138H107L106 140H104ZM141 138V137H140ZM143 138V137H142ZM141 138V139H142ZM6 139V137H5ZM44 139V141H42V144H40L41 140ZM117 139V138H116ZM115 139V140H116ZM140 139V140H141ZM146 139H148L146 137ZM110 140V139H109ZM113 140V139H112ZM120 140V139H119ZM123 140V142H124ZM144 139H142L141 141H143ZM10 141V140H9ZM16 141V140H15ZM106 141V142H104ZM151 141V140H150ZM13 142V141H11ZM44 142V143H43ZM16 142H14L15 144ZM19 143V142H18ZM145 143V142H143ZM11 144V143H10ZM20 144V143H19ZM40 144V145H39ZM117 144V143H116ZM119 144V143H118ZM122 144V143H120ZM125 144V143H124ZM181 144V143H180ZM179 144V145H180ZM16 145V144H15ZM127 145V143H126ZM143 145V144H142ZM11 146V145H10ZM9 146V147H10ZM13 146V145H12ZM118 146V145H117ZM141 146V145H139ZM182 147V151L183 150V147L185 145H181ZM188 146V145H187ZM6 147V146H5ZM16 147V146H15ZM186 147V146H185ZM184 147V148H185ZM14 148V147H13ZM119 148V147H118ZM126 148V147H125ZM141 150H142V146L139 147ZM138 148V149H139ZM139 149V150H140ZM115 150V149H114ZM11 151V150H10ZM15 151V150H14ZM105 151V152H104ZM179 151V150H178ZM12 152V151H11ZM89 152V153H88ZM90 152H95L97 153L95 156L98 157L97 160L94 159V163L95 165L93 164V162L91 164H89V162H91V159L90 161L86 162V160L89 159V157L91 158L92 156H89L88 157L86 156L87 154H90ZM121 152V151H120ZM144 152V151H143ZM2 153V152H1ZM10 153V152H9ZM13 153V152H12ZM55 153H58L55 155ZM111 153V152H110ZM108 153L107 155L109 156ZM139 153V152H138ZM142 153V152H140ZM139 153V154H140ZM5 154V153H4ZM2 154V155H4ZM16 154V153H15ZM17 154V155H18ZM20 154V156H21ZM99 154H102V155H99ZM181 154V153H180ZM183 154V152H182ZM8 157H9V154H7ZM14 155V153L12 154ZM31 155V156H32ZM51 155V156H50ZM55 155V156H53ZM91 155V154H90ZM94 155V154H93ZM101 157H104L102 159V157L100 158L99 156ZM111 155V154H110ZM116 155V154H115ZM142 155V154H141ZM19 156V155H18ZM17 156V157H18ZM23 156V155H22ZM32 156V157H34ZM85 156L87 159H85ZM106 156V155H105ZM182 156V155H181ZM6 157V155H5ZM7 157V158H8ZM10 157L11 156V153H10ZM14 157V156H13ZM12 157V158H13ZM27 157V156H25ZM27 157V158H28ZM37 157V156H36ZM120 157V156H119ZM4 158V157H3ZM15 158V157H14ZM19 158V157H18ZM22 158V157H21ZM26 158V159H27ZM94 157H92L93 159ZM11 159V158H10ZM9 159V160H10ZM35 159H32L34 164H36L38 161H36ZM122 159V158H120ZM133 160H135L136 158H132ZM132 159H128L130 163H128V166L130 167H134L135 166V161H133ZM141 159V158H140ZM3 160V159H2ZM5 160V159H4ZM3 160V161H4ZM8 160V159H6ZM15 160V159H14ZM14 160H10V161H14ZM18 160V159H17ZM20 160V158H19ZM28 160V159H27ZM31 160V159H30ZM36 162H35V161ZM79 162H76L78 161ZM113 160V159H112ZM117 160V159H116ZM134 162L133 164L132 161ZM176 160V159H175ZM186 160V159H185ZM22 161V160H21ZM29 161V160H28ZM108 161V160H107ZM114 161V160H113ZM27 162V161H26ZM30 162V161H29ZM32 162V161H31ZM32 162V163H33ZM145 162V161H144ZM3 163V162H1ZM0 163V164H1ZM5 163V161H4ZM16 163V162H15ZM14 162H12V164L15 165ZM20 163V162H19ZM81 165H80V164ZM109 163V162H108ZM111 163V161H110ZM124 163V162H123ZM141 163V162H140ZM169 163V162H168ZM8 164L10 165V163L6 161L5 165ZM34 164L32 166H34ZM79 164V165H78ZM103 164V163H101ZM104 164H107L105 161H104ZM112 164V163H111ZM2 165V164H1ZM13 165V166H14ZM28 165V164H27ZM31 165V163L29 164ZM94 167H91L93 166ZM113 165V164H112ZM115 165V164H114ZM176 165V164H175ZM4 166V165H3ZM2 166V167H3ZM16 166L18 168V165L16 163ZM15 166V168H16ZM35 166H38V165H35ZM34 166V167H35ZM42 166V168H43ZM47 166V168H48ZM76 166H81L82 169L79 167L80 170H78ZM105 166V165H103ZM102 166V167H103ZM108 166V165H107ZM106 166V168H107ZM110 166V165H109ZM128 166H123V169H122V166L119 168H117V170H115L117 173V176H120V180H122L123 178L124 179H127V176L129 175V172H130V167L128 168ZM156 166V165H155ZM164 166V164H163ZM10 167L12 168V166L10 165ZM24 166L23 165V169L22 170H26L24 169ZM32 168L35 169V168ZM46 167V166H45ZM44 167V169H45ZM54 167V168H53ZM75 167V169H74ZM113 167V166H112ZM116 167V166H114ZM153 167V166H152ZM157 167V166H156ZM180 167V166H178ZM4 168V167H3ZM13 168V170L15 169ZM16 168V169H17ZM20 168H21V165H20ZM30 168V167H29ZM40 168V167H38ZM121 168V170H120ZM158 168V167H157ZM1 169V168H0ZM15 169V170H16ZM99 171H97V170ZM112 169V168H111ZM115 169V168H114ZM113 169V170H114ZM160 169V168H159ZM3 170H6V169H3ZM3 170H0V171H3ZM10 170V169H9ZM12 170V169H11ZM10 171V172H14V171ZM20 169H18L19 171ZM27 170H30V169H27ZM36 170V169H35ZM40 170V169H39ZM97 171L95 173V171ZM109 170V168H108ZM105 169V172L108 171ZM164 170V169H163ZM172 170V169H171ZM258 170V169H257ZM8 170H6L5 172H2L3 174H5ZM49 171L51 170H48V173H50ZM90 171V172H89ZM119 171H121V173H119ZM146 171V170H145ZM154 171V170H153ZM152 171V172H153ZM162 171V170H161ZM9 172V171H8ZM20 172H25V171H20ZM18 172V173H20ZM34 172V171H33ZM32 172V173H33ZM52 172V171H51ZM62 172V175H64L62 177V175L60 176ZM64 172V173H63ZM89 172V173H88ZM163 172V171H162ZM168 172V171H167ZM1 173V172H0ZM1 173V175L4 177V178H9L10 177H5V175H3ZM37 173V172H36ZM41 173V172H40ZM43 173V172H42ZM47 173V172H46ZM53 173V172H52ZM51 173V175H52ZM54 173H53V176H54ZM77 175H76V174ZM92 173V175H91ZM121 174L122 175V179H121V175H118ZM161 173V172H160ZM7 174V173H6ZM11 174V173H10ZM14 174V173H13ZM67 174V175H65ZM75 174V176H74ZM90 174V175H88ZM113 174V173H112ZM152 174V173H151ZM158 174V173H157ZM12 175V174H11ZM15 176L17 175V172L16 174H14ZM19 175V174H18ZM30 176H26L25 178L30 179L28 180V182L30 180H32L31 182L32 183H37L36 181H39V179L41 178V176H39L37 174V176H39V179L37 178L36 174H29ZM32 175V176H31ZM34 175V176H33ZM41 175V174H40ZM50 175V174H49ZM98 175H101L100 177H98ZM156 175V174H155ZM159 175V174H158ZM157 175V176H158ZM7 176V175H6ZM24 177V175H21ZM43 176V175H42ZM56 176H54V178L52 176L48 177V176H44L46 178L49 179L46 180V183H49L51 184V186H49V189L47 188L48 184L46 186H44L43 184H41V186L43 185L46 189L50 190V191H56V189L54 190V187H56L57 189H59V191L63 190V189H60L61 186H59L60 188H58L56 186V184H60L62 185V183H58V179H55ZM105 176V175H104ZM107 176V174H106ZM105 176V177H106ZM163 176V175H162ZM12 177H14L12 175ZM22 177V178H23ZM37 179H35V178ZM42 178L41 182L42 183L45 178ZM130 177V176H129ZM139 177V176H138ZM141 177V176H140ZM160 178V176H158ZM166 178H169L165 175ZM173 177V176H172ZM18 178V177H17ZM21 178V177H20ZM33 178V179H31ZM79 178V179H78ZM99 178V179H98ZM109 178V177H108ZM131 178V177H130ZM25 179V180H27ZM44 179V180H43ZM51 179V180H50ZM63 179V180H62ZM70 179V178H69ZM67 179L66 181L69 182ZM75 179V180H76ZM86 179H87V182H86ZM106 179V178H105ZM114 180V178H111V180ZM118 179V178H117ZM142 179V178H141ZM165 179V178H164ZM174 179V178H173ZM181 179V178H180ZM8 180V179H7ZM13 180V179H12ZM14 180H17L16 178ZM22 180V179H21ZM74 180V181H75ZM76 180V181H77ZM90 180V181H89ZM129 180V179H128ZM132 180V179H131ZM153 180V179H152ZM157 180V179H156ZM163 180V179H162ZM256 180V179H255ZM9 181V180H8ZM18 181V180H17ZM23 181V180H22ZM22 181H19V183H23ZM34 181V182H33ZM48 181V182H47ZM70 181V182H72ZM73 181V182H74ZM75 181V182H76ZM118 181V180H117ZM137 181V180H136ZM142 181V180H141ZM166 181V180H165ZM6 182V181H4ZM16 183V181H14ZM55 182V183H54ZM66 182V183H67ZM104 182V181H103ZM106 182V181H105ZM115 182V181H114ZM124 182V181H123ZM122 182V183H123ZM126 182V181H125ZM144 182V181H143ZM10 183V182H9ZM34 183V184H35ZM45 184V181L43 182ZM66 183H64L63 185H65ZM86 183V184H85ZM133 183V182H131ZM169 183V182H168ZM30 184V183H29ZM32 184V185H34ZM53 184L55 185L54 187ZM72 184V183H71ZM75 184V183H73ZM113 184V183H111ZM115 184V183H114ZM166 184V183H165ZM254 184H257L254 183ZM16 185H18L16 183ZM62 185V186H63ZM77 185V184H75ZM75 185H73L75 187ZM81 185H79L78 187L83 189L84 186L80 187ZM102 185V186H101ZM108 185V184H107ZM105 185V186H107ZM151 185V184H150ZM253 185V184H252ZM9 186V184H8ZM13 186H15L13 184ZM36 186V185H34ZM40 186V187H41ZM67 186V187H66ZM69 184L67 183L65 185V190L66 191H69L71 193V196L73 195L72 193V190L74 188H70V190H67L66 188H68ZM160 186V185H159ZM162 186V185H161ZM160 186V187H161ZM169 186V184H168ZM176 186V184H175ZM22 187L21 185L19 186V188ZM24 187H27V185ZM39 187V188H40ZM52 187V188H50ZM70 187V186H69ZM103 187V189H102ZM156 187V186H155ZM154 187V188H155ZM253 187V186H252ZM256 187V185H255ZM258 187V186H257ZM261 187V186H260ZM12 188V187H10ZM9 188V190H10ZM15 188V187H14ZM13 188V189H14ZM18 188V187H17ZM34 188V187H33ZM86 188V187H85ZM107 187H105L106 189ZM114 188V187H113ZM143 188V187H142ZM145 188V187H144ZM172 188V187H170ZM170 188H162L163 190L159 193H163V191H165L166 193L170 192L172 193L170 190ZM180 188V187H179ZM6 189V188H5ZM16 189V188H15ZM22 189V188H21ZM32 189V188H31ZM75 189H78V188H75ZM74 189V190H75ZM110 189V188H109ZM118 189V188H117ZM150 189V188H149ZM159 189V188H158ZM251 189V188H249ZM26 190V188H25ZM39 190V189H38ZM47 190V191H48ZM64 190V191H65ZM73 190V191H74ZM79 190V189H78ZM113 190V189H112ZM154 190V189H153ZM157 190V189H155ZM167 190V191H166ZM184 190V189H183ZM257 190V189H256ZM259 190V189H258ZM19 191V190H18ZM21 191V190H20ZM32 191V190H31ZM35 191V190H34ZM76 191V190H75ZM79 191H82V190H79ZM94 190L91 191V192H95ZM130 191V190H129ZM173 191V190H172ZM243 191V190H242ZM8 192V191H7ZM12 192V191H11ZM14 192V191H13ZM24 192V190H23ZM33 192V191H32ZM40 192V191H39ZM44 192V191H43ZM87 192V191H86ZM90 192V193H91ZM105 192V191H103ZM102 192V193H103ZM127 192V191H126ZM164 192V193H165ZM253 192V191H252ZM255 192V191H254ZM3 193V192H2ZM16 193V192H15ZM34 193V192H33ZM45 193V192H44ZM50 193V192H49ZM76 193V192H75ZM109 193V192H108ZM156 193V192H154ZM161 193V194H162ZM165 193V194H166ZM167 193V194H168ZM182 193V192H181ZM183 193H186V192H183ZM20 194V192H19ZM22 194V193H21ZM29 194V193H27ZM51 194V193H50ZM56 194V193H55ZM62 194H63V191H62ZM67 194V192H66ZM80 194V193H79ZM122 194V193H121ZM144 194H147V193H144ZM2 195V194H1ZM4 195V194H3ZM12 195V194H11ZM18 195V194H17ZM31 195V194H30ZM45 195V194H44ZM52 195V194H51ZM54 195V193H53ZM56 195H61V193L59 194H56ZM56 195L55 198L52 196L53 199L56 200V202H58V200L56 199ZM64 195V194H63ZM102 195V194H101ZM152 195V194H151ZM159 195V194H158ZM156 195V196H158ZM164 194H162L161 197H164L163 196ZM169 195V194H168ZM183 195V194H182ZM245 195V194H244ZM243 195V196H244ZM248 195H249V192H248ZM7 196V195H6ZM16 196V195H15ZM67 196V195H66ZM80 196V195H78ZM130 196V195H129ZM252 196V194H251ZM5 197V196H4ZM3 197V198H4ZM14 197V196H13ZM19 197V195H18ZM18 197H16L18 199ZM26 197V196H25ZM32 197V196H31ZM37 198L39 197L36 196ZM62 197V196H61ZM64 197V196H63ZM92 197L95 198L94 196V193L92 195ZM97 197V196H96ZM121 199H123L124 201H128L127 197L126 196V193L124 195H121ZM147 197V195H146ZM182 197V196H181ZM246 197V196H245ZM6 198V197H5ZM15 198V199H16ZM27 198V197H26ZM51 198V197H50ZM60 198V196H59ZM67 198V197H66ZM65 198V199H66ZM74 198V197H73ZM78 198V197H77ZM76 198V199H77ZM102 198V197H100ZM106 198V197H105ZM150 198V197H149ZM148 198V200H149ZM154 198V197H153ZM159 198V197H158ZM169 198V197H168ZM244 198V197H243ZM242 198V199H243ZM12 199V198H11ZM30 199V197H29ZM27 198V200H29ZM51 200V205L52 203L55 204V200ZM63 199V198H62ZM75 199V198H74ZM80 199V198H79ZM81 199L82 196H81ZM90 199V198H89ZM88 199V200H89ZM97 199V198H95ZM94 199V200H95ZM104 199V198H103ZM117 199V198H115ZM119 199V198H118ZM135 199V198H134ZM145 199V198H143ZM152 199V197H151ZM170 199L172 200L173 198L170 197ZM178 199V198H177ZM247 199V198H246ZM4 200V199H3ZM2 200V201H3ZM19 200V199H18ZM18 200H16V202H19ZM35 200V198H34ZM49 200V199H48ZM46 200V201H48ZM66 200H70L69 197L68 199ZM65 200V201H66ZM92 200V199H90ZM89 200V201H90ZM93 200V201H94ZM106 200V199H104ZM146 200V199H145ZM233 200V199H232ZM6 201V200H5ZM8 201V200H7ZM36 201V200H35ZM50 201V200H49ZM48 201V202H49ZM53 201V202H52ZM62 201V200H60ZM59 201V202H60ZM73 201V200H72ZM85 201V200H84ZM88 201V202H89ZM92 201V202H93ZM100 201V199H99ZM107 201V200H106ZM110 201V200H109ZM115 201V200H114ZM125 201V202H126ZM140 201V200H138ZM174 201V200H173ZM177 201V200H175ZM173 202L176 204V202ZM194 201V200H193ZM244 201V200H243ZM31 202V201H30ZM68 202V201H67ZM91 202V201H90ZM97 202V201H96ZM105 202V201H104ZM124 202V203H125ZM142 202V201H141ZM148 202V201H147ZM151 202V201H149ZM162 202V201H161ZM171 202V201H170ZM3 203V202H1ZM44 203V201H43ZM84 203V202H83ZM82 203V204H83ZM102 203V202H101ZM108 203V202H107ZM111 203V202H110ZM121 203V201H120ZM132 203V202H131ZM152 203V202H151ZM178 203V202H177ZM242 203V202H241ZM259 203V202H258ZM262 203V202H261ZM5 204V202H4ZM25 204V203H24ZM37 204V202H36ZM35 204V205H36ZM63 205L65 203H62ZM75 204V203H74ZM94 205H96L94 202H93ZM105 204V203H104ZM117 204V203H116ZM186 204V202H185ZM210 204V203H209ZM253 204V203H252ZM1 205V204H0ZM3 205V204H2ZM42 205V204H41ZM45 205V204H44ZM87 205V204H85ZM89 205V204H88ZM87 205V206H88ZM100 205V204H99ZM103 205V203H102ZM134 205V204H133ZM137 206V204H135ZM142 205V204H141ZM146 205V204H145ZM229 205V204H228ZM236 205V204H235ZM255 205V204H254ZM257 205V204H256ZM6 206V205H5ZM25 206V205H24ZM22 206V207H24ZM28 206V204H27ZM34 206V204H33ZM39 209V206L36 205ZM77 206V205H76ZM82 206V205H81ZM91 206V205H90ZM98 206V205H96ZM101 206V205H100ZM129 206V205H128ZM155 206V205H154ZM182 206V205H181ZM237 206V205H236ZM239 206V204H238ZM262 206V205H261ZM3 207V206H2ZM9 207V206H8ZM61 207V205H60ZM70 207V206H69ZM79 207V206H78ZM84 207V206H83ZM86 207V206H85ZM89 207V206H88ZM99 207V206H98ZM133 207V206H132ZM135 207V206H134ZM179 207V206H178ZM240 207V206H239ZM242 207V206H241ZM7 208V206H6ZM11 209V207H9ZM13 208V207H12ZM15 208V207H14ZM13 208V209H14ZM21 208V207H20ZM19 207L17 209L21 210ZM51 208V207H50ZM63 208V207H62ZM65 208V207H64ZM87 208V207H86ZM110 208V207H109ZM108 208V209H109ZM156 208V207H155ZM234 208V207H233ZM237 209H241V208H238L236 207ZM244 208V207H243ZM249 207H245V209L247 210ZM16 209V208H15ZM29 209V208H28ZM31 209V208H30ZM54 209V208H53ZM57 209V208H55ZM61 209V208H60ZM82 209V207H81ZM90 209V208H89ZM93 209V208H92ZM97 209V208H95ZM99 209V208H98ZM97 209V210H98ZM104 209H106L104 207ZM113 209H115L113 207ZM120 209V208H119ZM123 209V208H122ZM160 209V208H159ZM158 209V210H159ZM176 209V208H175ZM182 209V207H181ZM229 209V208H228ZM251 209V208H250ZM260 209V207H259ZM8 210V209H7ZM18 210V211H19ZM69 210V209H68ZM103 210V209H102ZM101 210V211H102ZM117 210V209H115ZM130 210V209H129ZM136 210V209H135ZM154 210V209H153ZM172 210H173V206H172ZM244 210V209H243ZM243 210H241L242 212H244ZM11 211V210H10ZM15 211V210H14ZM42 211V210H41ZM40 211V212H41ZM60 211V210H59ZM99 211V210H98ZM104 211V210H103ZM110 211V210H109ZM128 211V210H127ZM163 211V210H162ZM221 212H223L222 210H220ZM226 211V210H225ZM230 211V210H229ZM234 211V210H233ZM233 211H230L229 214ZM240 211V210H239ZM251 211V210H250ZM260 211V210H259ZM3 212V211H2ZM12 212V211H11ZM83 212V211H82ZM96 212V210H95ZM121 212V211H120ZM123 212V210H122ZM144 212V211H143ZM149 211H147L148 213ZM247 212V211H246ZM258 212V211H257ZM18 213V212H17ZM20 213H23V212H20ZM29 213V212H28ZM46 213V212H44ZM43 213V214H44ZM75 213V212H74ZM77 213V212H76ZM89 213V212H88ZM94 213V211L92 212ZM101 213V212H100ZM151 213V212H150ZM172 213V211L170 212ZM241 213V212H240ZM239 213V214H240ZM1 214V213H0ZM12 214V213H11ZM15 214V213H13ZM65 214V213H64ZM113 214V212H112ZM154 214V213H153ZM158 214V213H157ZM166 214V213H165ZM173 214V213H172ZM210 214V213H209ZM226 214V213H225ZM234 214V213H233ZM238 214V213H237ZM252 214V213H251ZM21 215V214H20ZM19 215V216H20ZM40 215V213H39ZM101 215V214H100ZM110 215V214H109ZM137 215V214H136ZM167 215V214H166ZM170 215V214H169ZM183 215V214H182ZM185 215V214H184ZM200 215V213H199ZM211 215V214H210ZM218 215V214H217ZM222 215V214H221ZM220 215V216H221ZM227 215V214H226ZM225 215V216H226ZM241 215V214H240ZM244 215V214H243ZM263 215V214H262ZM7 216V214H6ZM10 218L12 219L13 217H11V215H9ZM24 216V215H22ZM33 216V215H32ZM49 216V215H48ZM92 216V215H91ZM105 216V215H104ZM103 216V217H104ZM113 216V215H112ZM165 216V215H164ZM175 216V215H174ZM173 216V217H174ZM204 216V215H203ZM234 216V215H233ZM237 216V215H236ZM249 216V214H248ZM2 217V216H1ZM5 217V216H4ZM16 218H18V216H14ZM27 217V216H26ZM37 217V216H36ZM43 217V216H42ZM117 217V215H116ZM166 217V216H165ZM172 217V218H173ZM205 217V216H204ZM211 217V216H210ZM21 219V217H19ZM18 218V219H19ZM28 218V217H27ZM102 218V217H101ZM121 218V217H120ZM157 218V217H156ZM161 219V217H158ZM186 218V217H185ZM232 218V217H231ZM234 218V217H233ZM19 219V220H20ZM39 219V218H37ZM48 219V218H47ZM46 219V220H47ZM55 219V218H54ZM65 219V218H64ZM70 219V218H69ZM96 219V218H95ZM119 219V218H118ZM129 219V218H128ZM151 219V218H150ZM215 219V218H214ZM213 219V220H214ZM219 219V218H218ZM5 220V219H4ZM8 220V219H6ZM5 220V221H6ZM14 222H15V218H13ZM17 220L15 222L16 224V227L17 229H20L21 228V225L23 224V222L20 220ZM23 220V218H22ZM122 220V219H121ZM120 220V221H121ZM158 220V219H157ZM201 220V219H200ZM212 220V221H213ZM217 220V219H216ZM239 220V219H238ZM33 221V220H31ZM30 221V222H31ZM44 221V220H42ZM49 221V220H48ZM55 221V220H54ZM110 221V220H109ZM150 221V220H149ZM231 221V219H230ZM13 223V221H11ZM26 222V221H24ZM35 222V221H34ZM56 222V221H55ZM58 222V221H57ZM82 222V221H81ZM93 222V221H92ZM123 222V221H122ZM121 222V223H122ZM125 222V221H124ZM143 222V221H142ZM152 222V221H151ZM150 222V223H151ZM160 222V221H159ZM8 225V229H10L12 226L11 224ZM85 223V222H84ZM116 223V222H114ZM162 223V222H161ZM214 223V222H213ZM6 224V223H5ZM8 224V222H7ZM26 224V223H25ZM29 224V223H28ZM33 224V223H32ZM37 224V223H36ZM44 224V222H43ZM47 224V223H46ZM77 224V223H76ZM83 224V223H82ZM81 224V225H82ZM90 224V223H89ZM135 224V223H134ZM138 224V223H137ZM224 224V223H223ZM84 225V224H83ZM106 225V224H105ZM104 225V226H105ZM108 225V224H107ZM114 225V224H112ZM140 225V224H139ZM161 225V224H160ZM174 225V223L172 224ZM176 225V224H175ZM206 225V224H205ZM229 225V224H228ZM7 226V225H5ZM37 226V225H35ZM40 226V225H39ZM45 226V225H43ZM63 226V225H62ZM65 226V225H64ZM63 226V227H64ZM96 226V225H95ZM94 226V227H95ZM111 226V225H110ZM124 226V225H123ZM155 226V225H154ZM153 224L151 227H154ZM169 226V225H168ZM181 226V225H180ZM179 226V228H180ZM200 226V225H199ZM220 226V224H219ZM252 226V224H251ZM260 226V225H259ZM1 229H2V226H0ZM47 227V226H46ZM68 227V226H67ZM86 227V226H85ZM107 227V226H106ZM117 227V225H116ZM158 227V226H156ZM155 227V228H156ZM160 227V226H159ZM166 227V226H165ZM173 228V226H171ZM177 228V226H175ZM40 228V227H39ZM65 228V227H64ZM72 228V226H71ZM82 228V227H81ZM140 228V227H139ZM154 228V229H155ZM16 229V230H17ZM28 229V228H27ZM30 229V228H29ZM51 229V228H50ZM63 229V228H62ZM73 229V228H72ZM93 229V228H92ZM109 228H107L106 231H108ZM136 229V228H135ZM147 229V228H145ZM153 229V228H152ZM158 230V232H160V229L156 228ZM162 229V228H161ZM165 229V228H164ZM163 229V230H164ZM183 229V228H182ZM187 229V228H186ZM204 229V227H203ZM206 229V228H205ZM43 230V229H42ZM40 230V231H42ZM47 230V228H46ZM44 230V232L46 231ZM60 230V229H59ZM66 230V229H65ZM71 230V229H70ZM121 230V228H120ZM180 229H178V232H179ZM188 233L191 231L190 229H188ZM194 230V229H193ZM199 230V229H198ZM246 230V229H245ZM3 231V230H2ZM11 232H9V230H7V232L9 233H12L13 234V230L11 229L10 230ZM19 231V230H18ZM28 231V230H27ZM32 231V229H31ZM34 231V230H33ZM32 231V232H33ZM36 231V230H35ZM52 231V230H51ZM49 231V232H51ZM55 231V230H54ZM57 231V230H56ZM81 231V230H80ZM95 231V230H94ZM112 231V230H111ZM114 231V230H113ZM142 231V230H141ZM187 231V230H186ZM260 231V230H259ZM1 232V231H0ZM20 234H21V230L19 231ZM25 232V231H24ZM53 232V231H52ZM76 232V231H75ZM82 232V231H81ZM93 232V231H92ZM129 232V231H128ZM137 232V231H135ZM145 232V231H144ZM153 232V231H152ZM156 232V231H155ZM174 232V231H172ZM183 232V231H182ZM204 232V231H203ZM38 233V232H37ZM36 233V234H37ZM55 233V232H54ZM105 233V232H104ZM117 233V232H116ZM138 233V232H137ZM151 233V232H150ZM149 233V234H150ZM187 233V234H188ZM195 233V232H194ZM15 234V233H14ZM19 234V233H18ZM26 234V233H25ZM33 234V233H31ZM57 234V233H56ZM55 234V235H56ZM86 234V233H85ZM98 234V233H97ZM148 234V235H149ZM154 234V233H153ZM163 234V233H162ZM178 234V233H177ZM84 235V234H83ZM117 235V234H116ZM129 235V234H127ZM134 235V234H133ZM142 235V234H141ZM152 235V234H151ZM195 235V234H194ZM206 235V234H205ZM29 236V235H28ZM144 236V235H143ZM150 236V235H149ZM166 236V235H165ZM17 238V236H15ZM55 237V236H54ZM86 237V236H85ZM104 237V236H103ZM112 237V236H111ZM116 237V236H115ZM137 237V235H135V238ZM140 237V236H139ZM153 237V236H152ZM156 237H158L156 235ZM41 238V237H40ZM48 238V237H47ZM134 238V239H135ZM147 237H145L146 239ZM184 238V237H183ZM192 238V237H191ZM258 238V237H257ZM42 239V238H41ZM105 239V238H104ZM133 239V240H134ZM144 239V240H145ZM157 239V238H156ZM17 240V239H16ZM15 240V241H16ZM125 240V239H124ZM153 240H154V237H153ZM48 241V240H47ZM143 241V240H142ZM147 241V240H146ZM145 241V242H146ZM149 241V240H148ZM155 241V240H154ZM162 241V240H161ZM24 242V241H23ZM27 242H29L27 240ZM35 242V241H34ZM40 242V241H39ZM51 242V241H50ZM55 242V241H54ZM86 242V241H85ZM105 242V241H104ZM115 242V241H114ZM119 242V241H118ZM153 242V241H152ZM151 242V243H152ZM157 242V241H156ZM160 242V241H159ZM195 242V241H194ZM201 242V241H200ZM216 242V241H215ZM257 242V241H256ZM11 243V242H10ZM13 243V242H12ZM20 243V242H19ZM18 243V244H19ZM128 243V242H127ZM147 243V242H146ZM161 243V242H160ZM33 244V243H32ZM43 244V243H42ZM112 244V243H111ZM118 244V243H117ZM137 244V243H136ZM149 244V243H148ZM154 244V243H153ZM159 244V243H158ZM213 244V243H212ZM46 245V244H45ZM102 245L104 246V243H102ZM152 245V244H150ZM160 245V244H159ZM255 245V244H254ZM258 245V244H257ZM16 246V245H15ZM86 246V245H85ZM84 246V247H85ZM90 246V245H89ZM88 246V247H89ZM126 246V245H125ZM138 246V244H137ZM157 246V245H156ZM172 246V245H171ZM170 246V247H171ZM17 247V246H16ZM49 247V246H48ZM58 247V246H57ZM79 247V246H78ZM87 247V248H88ZM106 247V246H105ZM39 248V247H38ZM118 248V247H117ZM127 248V247H126ZM135 248V247H134ZM144 248V247H142ZM13 249V247H12ZM20 249V248H19ZM33 249V248H31ZM30 249V250H31ZM111 249V248H109ZM123 249V248H122ZM121 249V250H122ZM128 249V248H127ZM162 249V248H161ZM216 249V248H215ZM255 249V248H254ZM49 250V249H48ZM108 250V249H107ZM10 251V250H9ZM84 251V250H83ZM104 251V250H102ZM131 252V250H129ZM171 251V250H170ZM209 251V250H208ZM262 251V250H261ZM260 251V252H261ZM30 252V251H29ZM80 252V251H79ZM115 252V251H113ZM112 252V253H113ZM120 252V251H119ZM20 253V252H19ZM106 253V252H105ZM137 253V252H136ZM139 253V252H138ZM210 253V252H209ZM90 254V253H89ZM95 254V253H94ZM114 254V253H113ZM116 254V252H115ZM128 254V253H127ZM133 254V253H132ZM135 254V253H134ZM133 254V255H134ZM92 255V254H91ZM96 255V254H95ZM117 255V254H116ZM130 255V254H129ZM141 255V253H140ZM132 256V255H131ZM90 257V256H89ZM93 257V256H91ZM110 257V256H109ZM114 257V256H113ZM144 257V256H143ZM23 258V256H22ZM21 258V259H22ZM96 258V257H95ZM111 258V257H110ZM118 258V257H117ZM249 258V257H248ZM113 259V258H112ZM115 259V258H114ZM129 259V257H128ZM137 259V258H136ZM141 259V258H140ZM226 259V258H225ZM224 259V261H225ZM232 259V258H231ZM91 259H89L90 261ZM118 260V259H117ZM138 260V259H137ZM209 260V259H208ZM233 260V259H232ZM256 260V259H255ZM10 261V260H9ZM88 261V262H89ZM114 261V260H113ZM227 261V260H226ZM235 261V260H234ZM112 262V261H111ZM115 262V261H114ZM130 262V260H129ZM134 262V261H133ZM245 262V261H244ZM249 262V261H248ZM256 262V261H254ZM118 263V262H117ZM135 263V262H134ZM210 263V262H209ZM229 263V262H228ZM247 263V262H246ZM132 264V263H131ZM224 264V262H223Z\"/></svg>","mask_w":264,"mask_h":264}]
</instances>
